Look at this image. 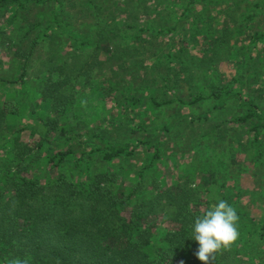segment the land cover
Listing matches in <instances>:
<instances>
[{
  "label": "trees",
  "instance_id": "16d2710c",
  "mask_svg": "<svg viewBox=\"0 0 264 264\" xmlns=\"http://www.w3.org/2000/svg\"><path fill=\"white\" fill-rule=\"evenodd\" d=\"M194 1L184 2L182 17L192 14ZM156 2L0 0V18L11 13L0 22V46L20 70L19 82L0 78L6 89L0 94V264H203L191 223L218 199L231 204L230 198L216 195L213 180H162L161 145L180 120L151 130L143 117L131 127L121 111L108 117L106 101L123 109L132 98L137 106L142 93L157 86L171 99L160 103L148 96L138 107L185 105L179 92L187 86L189 106L214 101L245 111L236 123L249 128L254 142L264 130V107L243 95L252 76L244 74L234 86L236 80L224 84L225 74L215 69L233 54L236 32L229 22L222 33L206 34L204 54L178 52L176 36L186 19L166 26L161 12L167 4ZM129 31L134 35L123 38ZM262 39L264 33L252 42ZM26 78L48 112L31 111L37 121L30 127L33 143L23 142L12 124L21 111L15 86ZM86 91L101 101L104 116L87 110ZM130 160L140 166L131 169ZM237 214L239 238L210 264H236L242 254L256 252L252 243L264 241V218ZM156 219L162 221L153 224ZM164 223L176 226L160 233Z\"/></svg>",
  "mask_w": 264,
  "mask_h": 264
},
{
  "label": "rangeland",
  "instance_id": "374dc122",
  "mask_svg": "<svg viewBox=\"0 0 264 264\" xmlns=\"http://www.w3.org/2000/svg\"><path fill=\"white\" fill-rule=\"evenodd\" d=\"M185 1L190 0H157L155 4L158 2L167 4L166 9L161 12L165 20L162 23L173 27L183 15L186 8ZM114 2L117 0H111V4ZM193 4L192 14L182 17L186 20L181 23L183 27L180 26V33L176 36V50L180 52L186 48L194 56L204 54L205 49L201 45L205 42L206 34L209 32L214 36L218 32L222 33L229 22V27H233L232 30L236 32V41L232 43L233 54L230 61L224 58L219 60L215 69L225 74L222 78L224 84L236 80L234 86L244 74L248 78L252 76V82L243 89V95L245 97L250 95L251 99L264 107V39L257 43L252 42L253 37L264 33V0H195ZM10 14L8 13L6 18L11 16ZM169 14H173V18H168ZM119 16L123 18L121 11ZM6 18H0L1 24ZM68 22L80 26L75 19ZM88 22L82 24L83 27L86 28ZM139 27L140 25L137 26L138 29ZM121 35L124 36L123 38H130L134 33L122 32ZM255 74H258L257 80ZM19 75L18 63L12 61L9 52L0 46V78L19 82ZM244 82L249 83L247 80ZM15 88L18 100L21 102V111L19 116L12 118V124L14 130L22 131L20 138L23 142L33 143L36 138L31 135L30 127L36 125L37 121L31 116V111L43 116L48 112L36 94V86L31 79L26 78L24 86L18 83ZM186 88L187 86H184V91L179 92L185 105L174 103L160 108L154 107L155 109L138 107L145 105V100L149 101L148 96L160 103L171 99L157 86L152 88L155 92L148 90V93H142L143 102L137 106L130 103L132 98L125 102L126 107L123 109H118L114 100H107L108 117L113 110L121 111L125 114L122 118L133 121L127 123L131 124V127H134L138 119L144 117V122L150 124L151 130L169 126L172 120H180L161 145L163 162L158 170L164 183L166 181L173 184L187 175L195 178V185L201 184L205 179L208 182L213 180L217 188L216 195L230 198L231 205L237 212L259 222L264 218V130L261 131L259 142H254L253 134L247 131L249 128L236 123L237 119L247 115L245 111L240 110L233 103L223 107L222 104L214 101L189 106ZM1 90L5 92L6 89L0 86V94L3 93ZM82 100L91 113H102L103 116L106 113L99 109L101 101L92 92L86 91ZM92 108H96L97 111H93ZM76 115H72L71 118ZM133 129L129 131L131 137L137 136ZM126 164L131 169L140 166V162L136 160H130ZM201 196L204 198L203 201H207L206 195ZM157 221L162 220L156 219L152 223L157 224ZM175 226L168 223L159 224V232L162 233L163 230H170ZM252 248L256 249V252L251 257L242 254L240 258L234 259V263L264 264V241L252 243Z\"/></svg>",
  "mask_w": 264,
  "mask_h": 264
},
{
  "label": "clouds",
  "instance_id": "9594fccd",
  "mask_svg": "<svg viewBox=\"0 0 264 264\" xmlns=\"http://www.w3.org/2000/svg\"><path fill=\"white\" fill-rule=\"evenodd\" d=\"M237 210L227 200L218 199L206 213L191 223V238L197 244L196 257L210 264L222 248L231 246L239 238ZM13 264H28L27 259H17Z\"/></svg>",
  "mask_w": 264,
  "mask_h": 264
}]
</instances>
